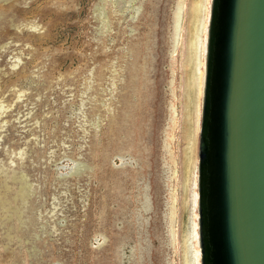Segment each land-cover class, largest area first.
Here are the masks:
<instances>
[{
  "label": "rangeland",
  "instance_id": "rangeland-1",
  "mask_svg": "<svg viewBox=\"0 0 264 264\" xmlns=\"http://www.w3.org/2000/svg\"><path fill=\"white\" fill-rule=\"evenodd\" d=\"M193 1L0 0V264H183Z\"/></svg>",
  "mask_w": 264,
  "mask_h": 264
},
{
  "label": "water",
  "instance_id": "water-1",
  "mask_svg": "<svg viewBox=\"0 0 264 264\" xmlns=\"http://www.w3.org/2000/svg\"><path fill=\"white\" fill-rule=\"evenodd\" d=\"M199 163L202 264H264V0H212Z\"/></svg>",
  "mask_w": 264,
  "mask_h": 264
},
{
  "label": "bare ground",
  "instance_id": "bare-ground-1",
  "mask_svg": "<svg viewBox=\"0 0 264 264\" xmlns=\"http://www.w3.org/2000/svg\"><path fill=\"white\" fill-rule=\"evenodd\" d=\"M211 3L212 0H194L189 6L188 18H186L189 38L187 42V56L184 62L186 82L184 86L185 101H183L184 109L182 121L184 139L186 141V146L183 151L184 215L182 220L181 240L183 264H202L198 212L200 194L199 191L192 192L193 186L196 188L199 182V178L195 173V145L197 142V134L201 131L203 119ZM202 32H204L203 35Z\"/></svg>",
  "mask_w": 264,
  "mask_h": 264
}]
</instances>
